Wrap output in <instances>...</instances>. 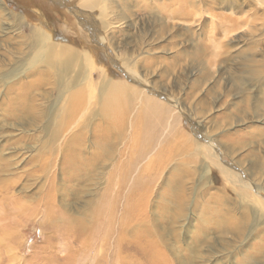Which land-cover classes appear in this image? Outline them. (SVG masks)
Instances as JSON below:
<instances>
[{"label": "rangeland", "instance_id": "rangeland-1", "mask_svg": "<svg viewBox=\"0 0 264 264\" xmlns=\"http://www.w3.org/2000/svg\"><path fill=\"white\" fill-rule=\"evenodd\" d=\"M124 1L125 12L133 13L129 20L119 22L121 29L112 33L115 40L112 48L108 43L98 47L103 62L114 70L106 67L109 71L101 87V77L93 70L92 79L101 95L99 92L90 108L77 109L66 96H55L54 90L49 97H40L41 90L46 88L40 83L28 85L29 92L19 87L32 81L33 77H27V73L9 82L2 80L3 72L9 67L11 70L21 67L30 54L19 55L15 66L14 63L10 66V60H0V264H115L117 258L110 252L112 244L106 242L101 248L94 243L90 256L93 257L97 249L101 250L94 257L96 261L92 260L85 256L86 243L74 242L66 233L65 227L69 225L70 230L75 224L63 220L72 213L89 225L93 219L88 214H92L101 195H115L114 191L109 192L110 195L105 192L109 182L116 180L110 178L113 172L127 173L128 182L118 202V207L122 208L133 188V179L142 174L143 166L164 146L166 138L172 140L167 141L169 148L176 146L172 135L178 138L177 131L207 149L189 156L172 150L170 160L154 162L139 179H156L147 199L148 218L159 233L164 226H168V230L172 228L164 237L174 251L167 252L172 256L170 264H243L246 253L261 256L255 250L264 243V221H261L264 217L253 224L252 215L244 206L248 205L249 209L264 206V189H255L257 184L264 187V0H201L199 7L207 20L195 32L192 21L176 18L177 7L185 6L182 0L175 4L170 0ZM1 2L23 17V26L4 20L0 23V40L15 33L5 32L6 28L13 26V31L24 32L25 25L41 21L50 27L56 40H66L64 36L72 32L67 25L79 21L72 17L71 8L60 0ZM187 7L189 11L193 7L197 9L193 5ZM120 9L117 7L114 11ZM171 11L175 14L171 15ZM206 11L210 15L216 13L219 23L216 28L212 29ZM111 14L107 17L116 24ZM132 20L137 27L128 25ZM226 26L227 33L232 31L229 39L225 38ZM210 31L215 34L211 39ZM91 46L97 49L96 43ZM116 62L128 64L138 80H131L126 74L128 71H123ZM213 72L217 81H212ZM109 74L120 76L129 88H136L137 99L124 118L119 145L121 156L118 154L115 160L107 161L109 166L105 171L94 175L92 187L78 195L80 181L67 179L64 172L69 164L62 150L85 147L92 152H87L88 157L95 154L96 160L102 158L101 151L91 146L89 135L84 145L75 144L74 131L82 128L86 136L104 127L109 120L101 108L102 100L114 83ZM24 92L28 95L18 99ZM140 97H151L163 104L164 118L156 128L158 135L153 149L146 158L135 161L131 140L137 137L134 128L140 113ZM147 126L152 131L153 125ZM209 144L215 145L217 154ZM71 151L82 157L77 149ZM203 166L207 167L206 174ZM51 185L57 189L52 211L63 219L55 223L44 220L43 211L39 212L44 208L43 200H47L44 190ZM176 188L185 194V210L179 213L174 206ZM162 191L166 192L164 196L160 194ZM166 210L170 215L181 216L179 221L171 222ZM238 219L248 226L236 235L234 227ZM223 230H227L224 235ZM175 233L176 239L172 237ZM108 251L110 255L105 254ZM82 252L84 255L80 254ZM146 252L147 247L141 251L127 248L122 250L120 258L123 264H151ZM66 257L73 259L70 262Z\"/></svg>", "mask_w": 264, "mask_h": 264}, {"label": "bare ground", "instance_id": "bare-ground-1", "mask_svg": "<svg viewBox=\"0 0 264 264\" xmlns=\"http://www.w3.org/2000/svg\"><path fill=\"white\" fill-rule=\"evenodd\" d=\"M49 1L53 2L55 0ZM60 1L66 4V7L71 8L73 11V18L76 17L79 19L78 22L72 21L71 24H68L69 26L67 25L66 28L70 27L72 31L68 32L66 35L64 34V37L67 39L56 40L55 34L50 31V27H48L46 22L43 21L39 24L25 25L23 27V30H25L24 32L17 30L13 31V26L11 29L6 28L5 32L10 31L15 33L0 40V51L2 53L0 54V60L5 59L7 62L10 60V66L12 63H14L13 66H15V60L19 58V55L25 53V55L30 54V57L28 60L23 61V65L21 67L15 66L13 70L9 67L5 72H3L2 80L7 79L9 82L15 77L22 74L25 75L27 73V77H33L32 81H29L24 85L21 84L19 87L27 88L28 85V87H32L36 83H40L43 86H46V88L41 90V93L39 94L40 97H49L51 92L54 90L55 96H66L69 98L71 103L75 105V108L81 109L83 106L90 108L93 101L98 98L99 92L101 95L100 88L96 87V82L92 79L93 70H96L98 76L101 77L100 87L103 85V79L105 78L107 71L110 70L113 72L114 70L108 66V63L103 62L102 54L101 51H99L100 48L98 47H104L108 43L112 48V45L115 44L112 33L115 30L121 29V24L124 22V19L129 20L130 14L133 12L129 11V14L125 12L123 5L125 2L124 0ZM178 1L181 0H170V3H179ZM182 2H185V6L181 5L177 7L178 9L176 12L179 14L176 17L177 20L192 21V31L195 32V30H199L201 25H203L202 22L205 23L207 20V16L203 14V10L199 7L201 0H182ZM187 5L196 6L197 9L193 7L194 9H190L192 11H189ZM117 7L121 8L119 12L114 11ZM110 12L112 13L110 16L114 17V23L116 24H113L111 18L107 17ZM170 14L173 15L175 13L171 11ZM208 14L210 16V22L213 24L212 29H214L219 24H217L216 13L210 15L209 12ZM4 20L11 21L12 25L23 26V17L7 9L0 0V23ZM119 22H121V24H119ZM133 22L134 20H132L131 23H128V25L132 24V27H137L136 22ZM227 29L228 28L226 26V28H224V30H226L225 38L229 39L228 37H230V33H232V31L227 33ZM63 33H66V31ZM63 33L61 35H63ZM209 35L211 39V37L215 34L213 31H210ZM17 38H20L19 41H17ZM92 43L97 44V49L92 48ZM63 51H67L68 53H63ZM96 56H98V58ZM116 63L117 65L119 64L122 66L123 71H128L126 74L131 80H138L136 73L132 72L131 74V67H128V64H124L123 62ZM106 67L109 70H107ZM109 75L114 79V83L110 87V90L107 92L105 98L102 100L101 108H103L104 113L108 115L110 121L107 119L104 127H101L99 130L95 129L93 133L90 131L86 136L82 128L74 131L75 144H79V146L84 145V142L89 135L88 140L90 141L91 146H94L96 149L101 151L102 158L96 160L95 154H93L94 156L92 157H88L87 152L90 151L85 147L74 148L77 149L80 154L82 153V157H77L78 154L71 151L74 150L73 148H71V150H62L63 158L69 164L68 168L64 172L67 175V179L69 181H80V188H78V190H80L78 191V195L85 193L90 187H92L94 184L92 182L94 175H98L105 171L104 169L109 166L107 161L115 160V157L118 154L121 156V152H119V145L122 141L124 118L130 111L131 107L135 104V99H137L136 88H129V84L127 85L123 82L120 76H116L115 74ZM188 78H190V76H187V79ZM211 78L213 79L212 81H217V76L214 75V72L212 73ZM26 90L29 92L28 88ZM28 92L18 95V99H24V96L28 95ZM95 92H97V95L94 94ZM33 95L36 96L37 94L35 93ZM139 99H141L139 100L140 113L135 123L136 127L134 128V132H136L137 137H134L131 140L132 157L134 153L135 161H140L142 158H146L149 152L153 149L158 135L156 128L159 124L161 125L164 118L163 104L155 101L151 97H145V100L141 97ZM15 101H18L17 103L20 104L22 103L21 100ZM34 108H36V104ZM34 116L38 119L40 118L36 113H34ZM146 125H153L152 131H150L149 127H146ZM176 133H178V138H176L174 134L172 135L173 141L176 140L174 141L176 146L174 147L171 145L169 148L170 145L167 141L171 143L172 140L171 137L166 138L163 142L164 146H162V144V147H160L156 151L155 155L149 158L147 164L143 166L141 170L142 174L140 172L138 175L139 178L137 177L133 179V188L128 195L126 194L127 198L125 202H123L124 204L122 208L118 207V202L119 196L121 197V191L122 189L124 190L123 187L126 186L127 173L113 172L109 174L110 178H116V180L114 179L113 182H109V184L105 187V192H108V195H110L109 192L114 191L115 195L107 196L105 193L101 195L98 205L91 211L92 214H90V212L88 214L89 217L93 219L92 222L90 220L91 223L89 225L85 224L83 219H78L72 215V213H70L68 218H65L64 220L54 215V212L52 211V207L55 206L53 205V198L55 197L57 189L52 187V185L51 187H48V189L44 190L46 191L44 198H47V200H43V205L41 206L44 208L39 210V212L43 211V215L41 217L52 223L59 221V219L63 220L67 224L74 223V228L72 227V229L69 230L67 228L69 225H67L65 230L66 233H69V236H72L74 242L84 241L83 243H86L87 254L85 253V256H90V252L93 246H95L94 243H97L98 245L100 244V247L102 248V245L105 246L106 242H108V245L112 244V250L110 252L117 258L115 264H123L120 258L122 250L134 248L136 251H141L143 247H147L146 256L151 264H170L172 256L170 255V257L168 255V251H171L172 249L170 247V242L168 245L164 237L172 228H169L168 230V226H164L162 227L161 233H159L157 231V226L155 227L153 223H150L151 220L148 218L150 214L147 211V199L152 193L150 189H152V183H154L156 179L149 177H146V179L142 181L139 179L143 178L142 175L146 173L147 170H150V167L154 164V162L156 163L158 161L161 162L170 160L171 157H173V154L171 156L172 150H174L173 153L177 151L189 156L190 154L200 153L202 149H207L201 143L196 145L187 134L179 131ZM209 146L213 151L215 150L214 152L217 154V148H213L215 145L209 144ZM119 167L120 166H118V169H120ZM203 171L206 174L208 171L207 167L203 166ZM165 184H167V181ZM255 189L261 190L264 189V187H260V185L257 184L255 185ZM162 192L163 194H160L164 196L166 192ZM61 194H64L63 191ZM175 194L176 200L174 202V206L177 210H179V213L185 206V194L181 192V189L178 190V188H176ZM143 207L146 211L142 209ZM261 207L264 210V206ZM244 208V210H248V212L252 215L253 224H255L257 220H261V218L264 217V211L261 210L262 208L259 209L258 206L249 209L248 205H245ZM165 212L166 216L171 218V222H175L174 220L179 221L181 218L178 214L170 215L169 210H166ZM162 220H164V218ZM167 221L169 220L167 219ZM261 221H264V218ZM246 226H248V223H245L243 220L240 222L238 219L237 226L234 227L236 232L235 234L239 235V233L242 232ZM178 231H180V229ZM225 231L227 230H223L221 234H226ZM177 233L179 234L180 232ZM172 237L176 239L177 234L175 233ZM109 238H111V241L108 240ZM228 244L230 245L231 243ZM101 248L99 250H101ZM99 250H94L96 254L94 253L93 257L90 256L92 260H95L94 257L99 253ZM110 252L108 251L105 254L110 255ZM172 252L174 251L172 250ZM255 252L261 253V256H249L246 253L244 254L243 264H264V243L263 246L256 248ZM80 254H83V252ZM66 258L67 261L70 260V262L73 259L69 257Z\"/></svg>", "mask_w": 264, "mask_h": 264}]
</instances>
